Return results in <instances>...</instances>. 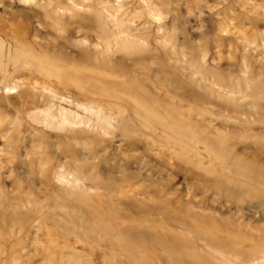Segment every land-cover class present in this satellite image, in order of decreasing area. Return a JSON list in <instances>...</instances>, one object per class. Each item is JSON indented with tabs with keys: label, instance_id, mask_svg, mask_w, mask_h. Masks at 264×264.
Masks as SVG:
<instances>
[{
	"label": "rangeland",
	"instance_id": "374dc122",
	"mask_svg": "<svg viewBox=\"0 0 264 264\" xmlns=\"http://www.w3.org/2000/svg\"><path fill=\"white\" fill-rule=\"evenodd\" d=\"M0 264H264V0H0Z\"/></svg>",
	"mask_w": 264,
	"mask_h": 264
},
{
	"label": "bare ground",
	"instance_id": "6f19581e",
	"mask_svg": "<svg viewBox=\"0 0 264 264\" xmlns=\"http://www.w3.org/2000/svg\"><path fill=\"white\" fill-rule=\"evenodd\" d=\"M125 46H126V45H125ZM74 75H75V74H74ZM74 79H77V80H78V79H79L78 75L74 76Z\"/></svg>",
	"mask_w": 264,
	"mask_h": 264
}]
</instances>
